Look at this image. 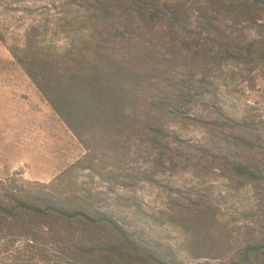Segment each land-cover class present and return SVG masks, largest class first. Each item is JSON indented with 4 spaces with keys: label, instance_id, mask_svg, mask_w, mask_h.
Returning a JSON list of instances; mask_svg holds the SVG:
<instances>
[{
    "label": "trees",
    "instance_id": "trees-1",
    "mask_svg": "<svg viewBox=\"0 0 264 264\" xmlns=\"http://www.w3.org/2000/svg\"><path fill=\"white\" fill-rule=\"evenodd\" d=\"M81 1L85 21L68 22L65 33L71 40L65 47L45 44L48 29L39 24L26 32L23 47L8 48L86 150L84 158L60 178L80 168L107 184L132 188L180 168L182 161L175 162L174 154L183 142L166 128L164 119L211 93L215 85L211 72L223 64L237 61L264 68L263 42L243 45L223 37L217 17L218 10L242 17L264 12V0H201L196 3L193 28L188 22L190 9L182 0ZM232 126V152L212 153L204 146L189 145L184 161L197 156L201 165L210 160L240 185L264 183L262 135L253 138L245 133L249 130L245 121ZM134 155L144 157L149 167L130 165L128 159ZM6 197L9 202L0 200V225L15 217L55 218L67 228H48L46 234L70 244L82 241L89 229H103L111 243L101 245V251L111 263L180 264L95 210H67L50 198L41 207L14 195ZM214 218L196 202L174 214V223L191 235L190 253L211 259L228 254L229 243ZM229 264H264V232Z\"/></svg>",
    "mask_w": 264,
    "mask_h": 264
},
{
    "label": "rangeland",
    "instance_id": "rangeland-1",
    "mask_svg": "<svg viewBox=\"0 0 264 264\" xmlns=\"http://www.w3.org/2000/svg\"><path fill=\"white\" fill-rule=\"evenodd\" d=\"M182 1L190 9L188 22L193 28L196 3L201 0ZM81 3L0 0V200L9 202L6 195H14L42 207L50 198L67 210H95L180 264L236 260L243 247L257 243L264 232V183L240 185L210 160L200 165L197 156L187 162L184 156L189 145L204 146L212 153L232 152L233 122L245 121L249 126L245 133L253 138L262 135L260 143L264 144V68L237 61L223 64L211 72L215 83L211 93L164 119L166 128L183 142L174 154L175 162L182 161L180 168L158 173L151 182L140 181L132 188L107 184L80 168L60 178L84 158L86 150L8 48L23 47L26 32L39 24L48 29L45 44L65 47L71 40L65 33L68 22L85 21ZM217 17L223 37L243 45L260 40L264 45V12L242 17L218 10ZM69 33L75 34L72 29ZM146 162L136 155L128 159L134 168L147 169ZM193 202L210 212L223 230L230 246L225 257L211 259L189 252L191 235L172 217ZM54 219L15 217L0 225V264H114L101 251V245L111 243L103 229H89L82 241L70 244L65 238L46 234L48 228H67L64 221Z\"/></svg>",
    "mask_w": 264,
    "mask_h": 264
}]
</instances>
